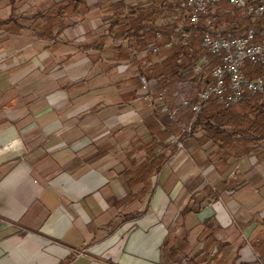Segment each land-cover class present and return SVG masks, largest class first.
Returning a JSON list of instances; mask_svg holds the SVG:
<instances>
[{
	"label": "crops",
	"instance_id": "0c3cea01",
	"mask_svg": "<svg viewBox=\"0 0 264 264\" xmlns=\"http://www.w3.org/2000/svg\"><path fill=\"white\" fill-rule=\"evenodd\" d=\"M34 100L0 93V264H264L252 246L264 240V214L251 219L243 207L253 193L264 203L255 190H264V167L254 172L252 157L230 169L254 188L229 192L227 171L218 175L227 188L205 194L196 208L179 186L165 191V165L133 219L126 164L79 141L67 123L54 134L51 103L38 112Z\"/></svg>",
	"mask_w": 264,
	"mask_h": 264
},
{
	"label": "rangeland",
	"instance_id": "374dc122",
	"mask_svg": "<svg viewBox=\"0 0 264 264\" xmlns=\"http://www.w3.org/2000/svg\"><path fill=\"white\" fill-rule=\"evenodd\" d=\"M60 1L62 0H17L15 14L24 18L19 20L23 29L15 28L16 31L10 32L9 25H0V93L4 92L6 97L19 93L21 97H29L31 101L35 99L38 112L44 111L46 103H51V110L48 109L49 105L46 108L52 115L54 134L61 129L62 123H67L69 132L78 135L79 141L100 146L117 162H122L123 166L126 164L129 168L130 160L142 161L146 154L140 148L143 142L150 139L143 127L144 120L156 111L161 112L162 107L172 104V101L146 98L145 89H136L135 75L139 61L145 57L144 53L137 55L134 63L128 64L115 60L110 41H107L104 50L91 48L83 51L80 48L105 33L106 25L103 20L110 15L111 0H86L90 10L82 16L83 19L76 21V25L56 35L55 44L36 37L33 29L42 31L43 27L39 22L28 18L38 11L44 12L50 5H57ZM10 16L9 0H0V20H6ZM117 43L119 41L115 42ZM151 60L156 62L157 57L152 56ZM12 85L16 87L10 88ZM129 92L136 93L135 99L121 98V95ZM19 100L17 98L15 102ZM22 100L23 98L21 102ZM9 103L11 104L8 101L6 105ZM6 107L9 109V106ZM18 108L16 106L15 112L24 114ZM44 123L46 122H42V125L46 126ZM30 124L36 128L37 124L41 125L38 121H31ZM185 127L181 126L179 134L167 141L177 142V150L166 163L169 167L164 176L171 182L164 187L166 192L171 193L174 187L179 186L184 196L196 199L193 202L196 208L198 200L205 194H219L220 188L227 187L220 185L217 169L208 160L213 148L206 150L205 147H198L192 137L182 133ZM62 140L68 146L71 144L66 137ZM251 162L257 165L254 172L263 168L264 150L252 156ZM240 176L242 173L234 168L223 176L229 178L226 182L229 192L234 187L254 188V181L246 180L238 184ZM156 178L153 177L152 182L157 186ZM175 181L178 185H175ZM139 189L135 188L134 192ZM255 190L259 193L264 191L260 186H256ZM135 193L133 214H139L142 201L141 196ZM253 196L254 193L243 202V207L249 212L251 219L262 218L264 203H255ZM237 197L239 199L236 200L242 204L245 196L241 192Z\"/></svg>",
	"mask_w": 264,
	"mask_h": 264
},
{
	"label": "trees",
	"instance_id": "16d2710c",
	"mask_svg": "<svg viewBox=\"0 0 264 264\" xmlns=\"http://www.w3.org/2000/svg\"><path fill=\"white\" fill-rule=\"evenodd\" d=\"M110 15L104 18L105 33L89 44L80 46L85 51L91 48L104 50L107 41L115 53V60L134 63L137 55L144 53L139 61L135 77L136 89H145V97L171 100L166 106L176 111L174 120L166 113L154 112L143 122L149 140L140 148L145 150L142 161L130 160L127 169L128 185L140 188L135 195L140 201L152 189L156 177L168 160L175 155L176 143L167 141L179 134L181 126H190V137L195 144L205 149L213 148L208 160L221 176L242 157L256 156L264 150V97L246 94L237 104L223 106L216 100L209 101L195 115L193 107L198 103L199 93L211 81L210 71L218 59L207 54L201 47L206 32L203 21L190 25L183 21L185 0H111ZM11 16L0 20V25H9L8 31L23 29L17 16V0H9ZM90 10L86 0H62L50 5L44 12L38 11L28 19L39 22L42 31L34 30L36 37L56 43V35L76 25V21ZM212 27L224 36H240L252 25L264 23V18L251 23L242 10L231 7L226 1L218 3L208 16ZM186 34V37L183 36ZM174 41L169 47L171 41ZM116 41L119 43L115 44ZM153 48L157 51L153 52ZM152 56L157 61L151 60ZM202 60L205 63L200 64ZM259 71L246 66V75L251 78ZM136 93L121 95L124 100L135 99ZM181 139V136H180ZM133 219L136 214H133ZM264 253V240L252 245Z\"/></svg>",
	"mask_w": 264,
	"mask_h": 264
},
{
	"label": "built area",
	"instance_id": "2783aa9c",
	"mask_svg": "<svg viewBox=\"0 0 264 264\" xmlns=\"http://www.w3.org/2000/svg\"><path fill=\"white\" fill-rule=\"evenodd\" d=\"M221 1L241 9L244 17L252 24L264 18V0H185L183 21L190 25L204 22L206 32L202 37L201 47L208 55L218 59V64L210 71L211 81L202 88L198 103L193 107L195 115L211 100L228 107L239 103L246 94L264 97V23L250 26L240 36L222 35L212 27L208 18L211 9ZM183 36L186 37V34L183 33ZM173 42L172 40L167 46ZM152 51L156 52L157 49L153 48ZM205 62L206 60H202L200 64ZM247 65L259 73L251 78L247 77ZM162 112L170 120L175 119L176 111L166 105L162 107ZM182 133L190 137V126L185 127Z\"/></svg>",
	"mask_w": 264,
	"mask_h": 264
}]
</instances>
